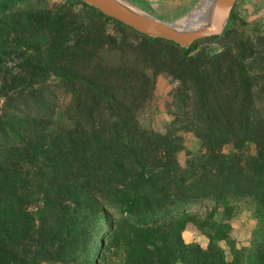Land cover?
<instances>
[{"label":"trees","instance_id":"1","mask_svg":"<svg viewBox=\"0 0 264 264\" xmlns=\"http://www.w3.org/2000/svg\"><path fill=\"white\" fill-rule=\"evenodd\" d=\"M17 18L23 35L14 23L2 31L43 47L27 69L59 80L25 79V89L4 96L0 264H98L107 239L111 264H264V85L248 64L264 52L263 37L235 31L233 9L221 35L188 48L143 35L81 0ZM217 41L223 50L197 52ZM165 72L179 84L166 129L156 132L141 115ZM184 133L202 150L181 164ZM249 143L255 155L245 154ZM241 202L257 219L249 249L236 247L229 225L199 214ZM187 221L208 238L206 249L173 235Z\"/></svg>","mask_w":264,"mask_h":264},{"label":"rangeland","instance_id":"2","mask_svg":"<svg viewBox=\"0 0 264 264\" xmlns=\"http://www.w3.org/2000/svg\"><path fill=\"white\" fill-rule=\"evenodd\" d=\"M137 9L155 17L162 22H177L178 24L186 20L189 13H193L205 0H125ZM66 3V0H0V109L5 104V94H16V92L25 89L22 82L26 79L28 82H40L44 84H54L59 78L52 71L36 69L37 74L32 75L31 68L27 69L26 60L30 56H36V51L43 47L34 49L33 42H25V38L17 40L13 31L5 32L9 26L14 23L11 29L19 31V19L22 14L34 13L39 11L54 10ZM234 20L232 27L238 33L246 31L252 40L261 36L264 38V0H237L234 8ZM5 30L2 31V29ZM114 25L108 23V31L114 32ZM21 34L22 32L19 31ZM23 33H25L23 31ZM17 34V33H16ZM23 35V34H22ZM28 35V33H26ZM16 42V43H15ZM21 44V48L17 43ZM28 45V49L25 50ZM226 43L213 42L198 47L197 52H219L223 50ZM20 52L22 54H20ZM39 59V58H38ZM40 65L43 66V60ZM38 60V62H39ZM38 64V63H37ZM249 67L258 74H263L261 84L264 85V52L258 50L252 60L248 61ZM25 66L24 69L22 66ZM44 68V67H43ZM6 84L7 89L2 88ZM179 84L169 74L159 75L153 97L146 106L141 115L142 123L149 129L156 132H164L171 118L168 102L170 93ZM58 96V95H56ZM62 96V95H60ZM62 98V97H61ZM69 97L64 99V103ZM56 121L58 123L65 121L63 105L56 111ZM185 148L178 154V159L182 164L189 154L197 155L201 152V146L190 133H184ZM231 147L223 148L225 152L230 151ZM245 154L255 155V145L249 143L244 150ZM209 214L216 222L229 225L231 227L230 236L235 241L237 248L249 249L253 233L257 226V219L253 208L248 202L235 204L228 209L222 207L205 206L199 214ZM181 231V232H180ZM180 234L185 243H193L201 248L208 247V238L200 231L193 222H178L174 226V234ZM220 245L228 252L226 243ZM229 253V252H228ZM227 255L229 256V254ZM102 258L98 264H111L115 261V250L110 248L109 239L106 241L102 252Z\"/></svg>","mask_w":264,"mask_h":264},{"label":"water","instance_id":"3","mask_svg":"<svg viewBox=\"0 0 264 264\" xmlns=\"http://www.w3.org/2000/svg\"><path fill=\"white\" fill-rule=\"evenodd\" d=\"M81 1L95 8L106 17L116 20L143 35L165 39L178 44L182 48H188L197 40L221 35L237 0H214L212 10L205 15L206 23L198 28H193L188 23L181 26L177 22L159 21L125 0ZM191 13L186 17H189Z\"/></svg>","mask_w":264,"mask_h":264},{"label":"bare ground","instance_id":"4","mask_svg":"<svg viewBox=\"0 0 264 264\" xmlns=\"http://www.w3.org/2000/svg\"><path fill=\"white\" fill-rule=\"evenodd\" d=\"M214 6V0H205L186 20H183L179 25L184 26L189 24L193 28H198L206 23L205 15L210 12Z\"/></svg>","mask_w":264,"mask_h":264}]
</instances>
